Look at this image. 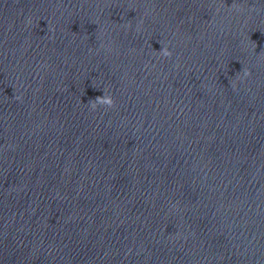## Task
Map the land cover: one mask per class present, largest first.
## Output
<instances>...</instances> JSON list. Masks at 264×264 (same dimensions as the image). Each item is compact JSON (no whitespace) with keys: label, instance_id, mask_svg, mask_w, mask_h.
Masks as SVG:
<instances>
[{"label":"water","instance_id":"obj_1","mask_svg":"<svg viewBox=\"0 0 264 264\" xmlns=\"http://www.w3.org/2000/svg\"><path fill=\"white\" fill-rule=\"evenodd\" d=\"M0 264H264V0H0Z\"/></svg>","mask_w":264,"mask_h":264},{"label":"clouds","instance_id":"obj_2","mask_svg":"<svg viewBox=\"0 0 264 264\" xmlns=\"http://www.w3.org/2000/svg\"><path fill=\"white\" fill-rule=\"evenodd\" d=\"M32 22H33L32 19L29 18L28 23L29 24H32ZM49 30L51 31V30H54V29H52L51 26H49ZM137 31L138 32L140 31V28L139 27L137 28ZM154 54L156 56H158V57H171L172 56V52L170 51L169 47L166 44L163 45L161 47V49L159 51H156ZM250 75H251L250 70H248L246 68L243 69V76L244 77H247V76H250ZM240 78H242V77H239V76L237 77V79H240ZM232 87L235 88L236 87V84L233 83L232 84ZM15 98L17 100H19L20 99V96H16ZM98 105L99 106H106V107L111 108V107H114L115 106V101H114V99H113V97L111 95L105 93L102 96L97 97L95 100H93L91 102V104H90V107H91L92 110H95L98 107Z\"/></svg>","mask_w":264,"mask_h":264}]
</instances>
